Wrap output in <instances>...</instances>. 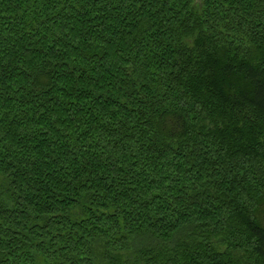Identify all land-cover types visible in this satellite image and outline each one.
Returning <instances> with one entry per match:
<instances>
[{"label": "trees", "instance_id": "16d2710c", "mask_svg": "<svg viewBox=\"0 0 264 264\" xmlns=\"http://www.w3.org/2000/svg\"><path fill=\"white\" fill-rule=\"evenodd\" d=\"M0 264H264V0H0Z\"/></svg>", "mask_w": 264, "mask_h": 264}]
</instances>
